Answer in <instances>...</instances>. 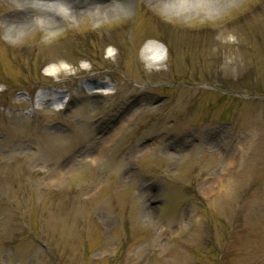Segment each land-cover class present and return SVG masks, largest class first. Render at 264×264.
<instances>
[{
  "label": "rangeland",
  "instance_id": "obj_1",
  "mask_svg": "<svg viewBox=\"0 0 264 264\" xmlns=\"http://www.w3.org/2000/svg\"><path fill=\"white\" fill-rule=\"evenodd\" d=\"M23 3L0 0V264H264V0L8 29Z\"/></svg>",
  "mask_w": 264,
  "mask_h": 264
},
{
  "label": "bare ground",
  "instance_id": "obj_2",
  "mask_svg": "<svg viewBox=\"0 0 264 264\" xmlns=\"http://www.w3.org/2000/svg\"><path fill=\"white\" fill-rule=\"evenodd\" d=\"M24 2L25 8L23 11L12 14L8 20V29H17L20 25H24L30 21V17L27 16L26 10L32 9L28 6H33L39 9L42 7L54 8V12H56L57 17L65 19H73L78 16H83L85 13L89 12L94 15H104L109 11L117 9V8H126L131 3V0H18ZM163 3L165 8L177 13L181 14H190L192 12H214L216 5L224 0H159ZM23 3V4H24ZM46 8H42L45 10ZM40 10L39 17L37 19L32 20L31 22L37 26H43L47 30L51 31L56 29L57 21L56 16L48 15ZM164 48L158 43H148L142 49V54L146 57L148 61H154L156 63H162L164 57L162 56V52ZM228 64V63H226ZM62 72L61 68L55 69L53 72H50V75L56 76ZM81 91L84 90L81 88ZM98 93V92H95ZM91 112H94L92 109ZM128 118H122L121 123L122 126L128 124Z\"/></svg>",
  "mask_w": 264,
  "mask_h": 264
}]
</instances>
